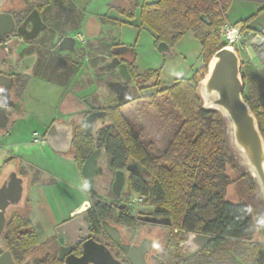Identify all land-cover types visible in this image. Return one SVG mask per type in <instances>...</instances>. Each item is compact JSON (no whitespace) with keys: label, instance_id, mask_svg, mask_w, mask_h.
Masks as SVG:
<instances>
[{"label":"trees","instance_id":"obj_1","mask_svg":"<svg viewBox=\"0 0 264 264\" xmlns=\"http://www.w3.org/2000/svg\"><path fill=\"white\" fill-rule=\"evenodd\" d=\"M232 1L155 0L142 4L133 2L129 8H120L118 11L123 17L132 19L138 8L140 25L155 34L156 45L165 42L172 48L185 32L190 31L200 43L201 56L205 63L202 69L206 70L210 57L224 47L219 27L227 21L226 12ZM253 1L261 3L259 11L264 10V0ZM250 18L237 22L246 30ZM98 19L102 24L123 23L107 15H99ZM255 48L259 53L260 48ZM260 56L264 60V52L260 53ZM128 68L130 72L141 76L144 80L158 79V72L153 69H147L141 75L137 74L134 55ZM262 71L264 74V67ZM197 73L195 72L189 79H177L171 86L156 90L154 94L146 97L148 105H159L158 99L162 97L163 103L171 104L181 119L175 134L172 135L161 155L148 154L137 126L117 107L108 109L110 125L103 127L95 138L96 143L105 148L110 171L123 168L129 159L140 167V172L132 173L127 179V195L133 192L143 196L144 203L153 206L155 213L170 220L171 225L161 249L159 264H183L184 256L180 242L186 238L188 232L210 234L212 239L198 251L185 253L187 258L195 253L210 255L226 239H250L252 236L250 195L255 191L256 186L240 173L233 180L241 186L240 200L233 203L225 198V187L221 177L224 182H230L223 172L226 164L234 167L227 157L228 150L225 146L219 114L201 108L196 87L193 85L199 79ZM246 100L250 102L249 98ZM258 106L251 103V109L258 119L264 137V108L260 109ZM76 132L81 140L83 130L79 129ZM84 137V146L91 149L93 137L91 135ZM73 148L74 151L71 153L73 160L81 169L88 152L83 151L78 144ZM89 193L92 196L94 194L90 191ZM115 209L120 210L115 216L116 222L126 225L133 223L134 219L127 213L129 209L125 204L115 201L107 203L95 199L88 208L86 213L92 222L91 238L95 241L101 237L109 239L101 223L111 217ZM4 241L14 258L18 254L20 259L29 249L42 247L38 245L39 238L33 229L31 219L19 211L9 216L4 230ZM113 246L117 251L116 257L121 255L124 264H131L118 246L114 244ZM252 246L255 248L254 257L258 262L263 246L257 243H253ZM82 253L83 248L79 244L73 255L80 257ZM233 263L238 264V261L234 258ZM55 264L66 263L55 258Z\"/></svg>","mask_w":264,"mask_h":264},{"label":"rangeland","instance_id":"obj_2","mask_svg":"<svg viewBox=\"0 0 264 264\" xmlns=\"http://www.w3.org/2000/svg\"><path fill=\"white\" fill-rule=\"evenodd\" d=\"M87 1L84 0L82 3L85 7ZM122 1L127 2L128 5L131 2L129 0ZM136 1L142 4L143 2L155 0ZM105 3L106 0H94L87 8L88 13L93 15L97 11L96 13L99 14L114 15L112 11L106 9ZM114 4H118V2L114 1ZM123 6L126 9L129 7L127 4H123ZM259 8H261V3L257 1L233 0L226 12V18L229 23L233 24L236 21H242L251 17L247 23L249 28L246 29L248 39L246 42L247 50L240 49L237 51L242 60L241 70L245 77L243 94L246 98H249L251 103L259 105L258 107L263 109L264 74L262 70L264 60L261 58L260 53L264 52V47L262 44L258 46L261 48L259 53H257L256 46L251 44L254 36L259 35L264 37V10L259 11ZM93 26L97 28L91 29L93 35L98 33V31H103V33L98 42L90 40L87 44V49L84 52V56H87L86 66L81 68L79 61L73 59V65L71 66L74 71L72 74L73 83L71 86L70 84L66 86L63 82L57 87L56 108L51 109V118L55 115L56 119L63 118L66 121L67 116H75L80 110H85V105L76 102V99H73L74 103L72 106L69 105L68 96L70 93L78 97L81 90H85L84 94H90L98 100H101L102 97L108 94L104 81L110 78L111 72L106 70L105 64L109 61L108 52L113 40H111L108 34L109 30L106 31V28H103V25L99 21H94ZM258 32L260 33L258 34ZM111 33L117 42L120 40L126 45L133 47L134 61L138 74H143L147 69L157 70L158 72L157 80L154 78L148 80L140 79L142 80L139 84L140 86L134 90V95L137 96L136 100L120 109L124 116L137 126L148 154L150 156H159L164 152L172 135L175 134L177 127L181 123V119L177 110L171 104L163 103L162 97L158 99L159 105H148V100L145 97L154 94L159 88L163 89L171 86L177 79H189L195 72H198L201 62L205 64L201 56L200 43L190 31H187L170 48V55L161 54L157 50L155 34L151 30L141 26L139 19L133 21L130 25L122 23L120 26L112 29ZM88 36H90V33H88ZM77 64L79 65L77 66ZM78 68H81L82 72L81 70L77 71ZM59 69L65 70V65L63 64ZM60 75H64V71ZM197 76L199 77L198 73ZM198 80L193 83L195 87ZM155 82H157L156 85ZM103 121H106L105 124H110L108 119ZM100 125L96 124L95 129L97 130L103 126ZM35 126L36 131L42 135L46 124L42 122L39 126ZM18 131L19 135L17 137L23 143H27L32 139L31 131L29 128H26L25 124L23 126L20 123ZM95 137L94 134L93 138ZM35 138L37 142L34 145L30 147L21 146L19 152L24 158L36 164L38 171L39 180H37V184L30 190L31 203L34 206L35 212L32 214L33 210L31 209L29 215L33 229L39 238L38 245L42 246L44 241H47L44 244L45 246L49 242L50 244L52 243V240L55 239L53 228L60 222L58 218H61L68 209L75 206L82 199L84 201L81 206L84 205V210L87 209V202L94 201L95 199H100L107 203L115 201L125 204L127 202L131 193L129 196L127 195L126 184L121 196H115L111 190L114 173L107 167L104 149H102V153L98 159V165L102 171L96 176L94 194L92 196L86 187L80 171L81 169L78 168L73 157L51 150L46 143H41L43 140L42 136L35 135ZM92 148L94 149L95 145ZM82 150L87 151L88 148L83 147ZM131 161L129 159V163ZM127 175L128 172H126ZM223 175L227 176L230 180V182H224L223 177H221L222 184L224 183L225 187V198L233 203L238 202L241 198V186L239 183L233 182V180L240 175V172L229 164H226ZM130 205V212L134 216L153 215L154 207L147 205L144 201L136 204L130 202ZM81 206L73 211H77ZM116 214L117 209L106 220L107 223L119 229L124 241L136 244L143 238H149L151 240V253L146 258V264H159L162 254L161 249L169 231L168 228L162 225L145 223L139 220V218L130 226L123 225L115 221ZM67 216L68 214H66ZM255 219L254 217L250 239H226L210 255L195 253L187 258L186 254L182 252L184 256L183 264H235L233 263L234 258L238 261V264H264V226L258 228ZM103 242L107 243L106 241ZM103 242L99 244L111 257L114 264H124L123 256L116 257L117 251L111 249L108 244L109 248H106ZM253 243L263 246L259 253L258 262H256L254 257L255 253L253 251L255 248L252 246ZM45 246H42L40 250L44 249ZM36 248L29 249L28 253H33Z\"/></svg>","mask_w":264,"mask_h":264},{"label":"flooded vegetation","instance_id":"obj_3","mask_svg":"<svg viewBox=\"0 0 264 264\" xmlns=\"http://www.w3.org/2000/svg\"><path fill=\"white\" fill-rule=\"evenodd\" d=\"M118 9H120V7H113L112 12L114 15L107 16L112 19L122 21L120 19V16L122 15L119 13ZM0 13H8L13 19V26L11 27L10 31L5 30V28L8 26L0 27V188L12 180H16L22 188L19 201L16 204H9L6 207L5 216L7 223L9 216L17 211L29 217L30 211L32 209L30 190L37 184V180H39L36 164L24 158L22 154H20L19 151L21 146L30 147L31 145H34L35 142H37L35 140V135L40 137L42 136L44 139V135L49 126L53 122L59 121L72 125V141L69 152L74 151L73 147L75 144L80 145L81 148L87 147L84 146L83 143V139L85 138L84 136L91 135L93 137L94 134L97 136V133L103 127L110 124H105L106 121L100 119L96 122V124L105 125L96 130L95 124L93 133L89 134L85 131L86 117L92 112L106 111V119H108L110 122L108 109L110 107L121 108L129 103H133L137 98V96L134 95V90L140 86L139 84L142 81L140 79L142 78L141 76H136L130 72L128 68L131 57L134 55L133 47L131 45H126L120 40L117 42L111 33L112 29L120 26L121 24H102L98 19V16L105 14L94 13V20L99 21L103 25V28H106V31L109 30L108 34L111 37V40H113L108 52L109 61H111L113 58H117L119 60V64H126L128 78H124L126 74L123 75V73L120 71L119 65H117L115 68H107L106 70L111 72V75L108 80L104 81L105 87L108 90V94L106 96L102 97L101 100H98L96 97L90 94H84L85 90H81V92L78 94V97L73 93H70L68 96L69 105L72 106L74 103L73 99H76V102L85 105V110H80L77 114H75V116H67L65 119L66 121H64L63 118L56 119L55 115L51 118V109L56 108L57 87L63 82V84H66V86L68 84L71 86L73 83L72 74L74 71L73 67L71 68L73 65V59L79 61L81 68L86 66L87 56H84V52L87 49V44L90 40L98 42L103 31H98V33L88 36L87 21L88 18L92 16V14H89L84 6H79L76 0H0ZM133 19L134 17L132 19H128V21L123 20L122 22L130 25ZM77 35H80L82 39H78ZM67 37L71 40H65L62 42V40ZM122 45L126 46L127 48L115 49L116 47ZM262 46L264 47V42L262 43ZM60 47L63 49H60ZM63 64L65 65V70L59 69V67L63 66ZM78 65L79 64H77V66ZM81 68H78L77 71L81 70L82 72ZM63 71L64 75H60V73ZM243 80L245 88L244 75ZM244 98L245 100L248 99L245 96ZM248 104L251 107V101L248 102ZM42 122L43 124H46V127L43 134L40 135L36 131L35 125L39 126ZM20 123L23 126L25 124L26 128H29L31 131L32 139L27 143H23L17 137L19 135L18 126ZM79 129H82L84 132V134H80L81 140L79 138V134L76 135V131ZM95 138H93V145H95V148L90 149L87 147L88 156L95 149H104L105 154L104 146L96 143ZM44 143L46 142L44 141ZM128 166L131 167V170L127 169ZM117 170H122L124 172V185L127 183V179L132 173H138L141 171L140 167L133 160L131 163H129L128 160L123 168ZM117 170H114L113 172L114 178L115 172ZM126 172H128L127 176ZM123 189L124 186L122 191ZM92 204V200L88 201L86 210L83 209L77 214H68V216L61 220L57 225L82 215L84 221L89 224L88 231L91 237L92 222L89 220L86 212ZM125 206L129 209L127 213L134 219V221H136L137 218L143 221L141 219L142 216H134L131 214L129 198L125 203ZM119 211L120 210L117 209L116 216L119 214ZM144 216H156L160 219H165L164 216L158 215L155 212H153V215ZM106 220H103L101 223L102 228L103 223H107ZM143 222L154 225H162L167 227L168 230L171 225L170 223L155 224L147 221ZM79 223H81V219H76L71 225L74 226L75 224L78 225ZM5 226L1 232V241L3 246L7 248L4 241ZM111 226L115 227L114 225ZM55 227L53 228L55 239L52 240L51 244H46L45 246L44 244L47 241H44L42 244V246H45L44 249H35L33 253H28L27 251L23 256H21V259L19 258L18 254H16L15 258L12 254L15 262L17 264H23L26 262L27 264H55V258H58L67 264L66 259H60L61 245L58 242V236L56 235ZM115 228L119 231L117 227ZM70 230L71 228L65 231L68 239L75 237V235L72 233V230ZM175 231L179 232L178 230ZM120 235L121 242L129 246H139L140 243H142L143 246L148 244L149 250L146 252L145 259L150 255L151 240L149 238H143L135 244L124 241L121 233ZM102 240L106 241L107 243H104ZM185 240L186 238L180 242V248L182 252L188 253V247L183 244ZM96 242H103L106 248L110 247L111 249H114L113 244L118 246L110 238L106 239L101 237ZM79 244H82V242L74 243L72 254Z\"/></svg>","mask_w":264,"mask_h":264},{"label":"water","instance_id":"obj_4","mask_svg":"<svg viewBox=\"0 0 264 264\" xmlns=\"http://www.w3.org/2000/svg\"><path fill=\"white\" fill-rule=\"evenodd\" d=\"M2 26H8L5 30L10 31L13 26L10 14L0 13V27ZM65 40L71 39L67 37L62 42ZM263 42L264 38L256 35L251 44L258 47ZM122 48L126 49L127 47L122 45L115 49ZM60 49L63 48L60 47ZM157 50L161 54H171L170 47L165 42L158 43ZM241 62L238 51L233 47L224 46L216 51L208 61L205 76L197 81L196 95L203 110L219 114L230 163L256 186L255 191L250 195L251 214L252 220L255 217L256 225L261 228L264 226V137L256 115L243 96L244 80ZM117 65L123 75L126 74L124 78L127 79V66L124 63L119 64L117 58L107 62L105 67L115 68ZM106 116V111L90 113L85 119V131L89 134L93 133L96 122L100 119L105 120ZM44 141L54 152L68 153L71 148L72 125L59 121L53 122L44 135ZM101 152L102 149L92 151L81 166L82 177L90 192L94 191L96 176L102 171L98 165ZM127 169L131 170V167L128 166ZM124 183V172L117 170L111 186L116 196H120ZM21 191V185L16 180L9 181L0 188V264H17L11 251L3 246L1 232L6 223V207L19 201ZM83 206L74 214L82 211ZM76 219H81V223L71 225ZM141 219L155 224L170 223L168 218L160 219L156 216H142ZM70 228L75 235L72 239H68L65 232ZM88 228L89 224L84 221L82 215L55 227L58 242L61 245L60 259H66L67 264H114L103 247L90 237ZM103 229L107 236L119 246L131 264H146L145 255L149 250L148 244L143 246L140 243L139 246H129L121 242V235L115 227L105 222ZM211 239L212 235L210 234L188 232L183 244L188 247L190 253H194ZM76 242H82L83 253L80 257L72 254ZM23 264H27V262Z\"/></svg>","mask_w":264,"mask_h":264},{"label":"built area","instance_id":"obj_5","mask_svg":"<svg viewBox=\"0 0 264 264\" xmlns=\"http://www.w3.org/2000/svg\"><path fill=\"white\" fill-rule=\"evenodd\" d=\"M220 38L224 46H230L235 48L236 50L243 49L247 50L246 42L247 39V30L243 29L240 23H228L225 22L219 27ZM78 39H82L80 35H77ZM204 64L198 70L199 79L205 76L206 70H203ZM41 143H44V139ZM129 201L133 204L141 203L144 201V197L137 194L131 193L129 197Z\"/></svg>","mask_w":264,"mask_h":264},{"label":"crops","instance_id":"obj_6","mask_svg":"<svg viewBox=\"0 0 264 264\" xmlns=\"http://www.w3.org/2000/svg\"><path fill=\"white\" fill-rule=\"evenodd\" d=\"M83 1L84 0H76V2H77V4L79 5V6H84V4H82L83 3ZM87 1V0H86ZM93 1L94 0H88L87 2H86V7H85V9H87L88 8V6H89V4H92L93 3ZM114 1H117L118 2V4H114ZM129 1H131L132 3L133 2H138L139 4H140V2L139 1H136V0H129ZM128 1V2H129ZM131 2H129V5L130 4H132ZM121 4V5H120ZM123 4H127V6H129L128 5V3L127 2H123L122 0H106V3H105V6H106V9H108L109 11H112V9H113V7H120V8H123V9H126L124 6H123ZM95 8V7H94ZM97 11H95L94 13H96ZM138 16H139V9L137 8L136 10H135V14H134V19L132 20V22L133 21H135V20H137L138 19ZM120 19L123 21V20H127L128 21V19H126L125 17H123V16H120ZM94 18H93V15L92 16H90L89 18H88V21H87V27H88V33H90V35H92V32H91V29H97V28H95L94 26H93V23H94ZM226 22H228L229 23V21L227 20ZM237 22V21H236ZM247 28H249V26L247 25L246 26ZM201 65H202V62H201V64H200V66H199V68L201 67ZM198 68V69H199ZM56 153H58V152H56ZM72 152H69V153H60V154H62V155H65V156H72V154H71ZM84 201V199H82L79 203H77L75 206H72V208H70V209H68V211L67 212H65L64 214H63V216L61 217V218H58V220H63L64 218H66V214H70V213H73L74 211L73 210H75V209H77L78 207H80L81 205H82V202ZM31 205H32V203H31ZM32 210H33V212H32V214H34V206L32 205ZM31 214V215H32Z\"/></svg>","mask_w":264,"mask_h":264}]
</instances>
